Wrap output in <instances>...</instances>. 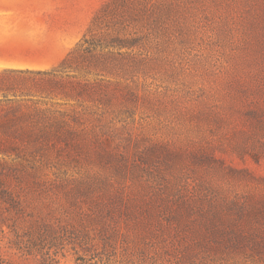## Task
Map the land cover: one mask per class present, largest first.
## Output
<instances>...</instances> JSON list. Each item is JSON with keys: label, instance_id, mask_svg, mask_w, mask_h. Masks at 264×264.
I'll use <instances>...</instances> for the list:
<instances>
[{"label": "rangeland", "instance_id": "1", "mask_svg": "<svg viewBox=\"0 0 264 264\" xmlns=\"http://www.w3.org/2000/svg\"><path fill=\"white\" fill-rule=\"evenodd\" d=\"M36 1L110 48L0 79V264H264V0Z\"/></svg>", "mask_w": 264, "mask_h": 264}, {"label": "crops", "instance_id": "2", "mask_svg": "<svg viewBox=\"0 0 264 264\" xmlns=\"http://www.w3.org/2000/svg\"><path fill=\"white\" fill-rule=\"evenodd\" d=\"M3 9L0 10V79L3 71L12 70H34L44 71L59 64L67 54V44L60 42L59 27L57 23H50L49 27L42 24L36 25L31 30L38 31L24 33L30 29L25 19L28 17V10L34 13L33 7H42L43 3L36 0H0ZM6 7L15 8L16 12ZM40 15L42 10H39ZM22 13V14H21ZM43 30H46L43 33ZM45 55V66L20 65L23 58L13 60V56L26 57Z\"/></svg>", "mask_w": 264, "mask_h": 264}, {"label": "trees", "instance_id": "3", "mask_svg": "<svg viewBox=\"0 0 264 264\" xmlns=\"http://www.w3.org/2000/svg\"><path fill=\"white\" fill-rule=\"evenodd\" d=\"M96 18L94 24L97 22ZM89 31V30H88ZM111 43L113 46L111 48L122 49V48H131L133 46V41L131 38L124 37H115L112 39ZM98 48L108 49L109 45H95L90 43L87 40L86 34L81 38V40L75 44V46L66 54L62 61L53 69L40 72H30L22 70H12V71H3L2 78H6L7 75H35L43 77L47 82L56 85H70L75 79H77L76 74L70 71L71 63L74 55H80L83 61L89 59L92 56V53L95 52Z\"/></svg>", "mask_w": 264, "mask_h": 264}]
</instances>
